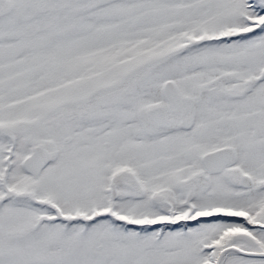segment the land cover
<instances>
[{"label": "snow or ice", "instance_id": "6c2138e0", "mask_svg": "<svg viewBox=\"0 0 264 264\" xmlns=\"http://www.w3.org/2000/svg\"><path fill=\"white\" fill-rule=\"evenodd\" d=\"M0 264H264V0H0Z\"/></svg>", "mask_w": 264, "mask_h": 264}]
</instances>
